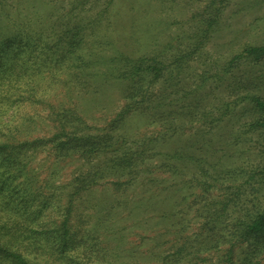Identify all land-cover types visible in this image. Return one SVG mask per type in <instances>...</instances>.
Segmentation results:
<instances>
[{
  "label": "trees",
  "instance_id": "obj_1",
  "mask_svg": "<svg viewBox=\"0 0 264 264\" xmlns=\"http://www.w3.org/2000/svg\"><path fill=\"white\" fill-rule=\"evenodd\" d=\"M112 1L91 13L93 8H82L88 0H0V264H118V250L133 255L138 245L126 248L123 240L103 244L98 223L86 219L78 228L69 223L76 196L102 181L118 191L138 187L128 213L136 225L160 224V218L144 212L170 202L175 191L198 200L155 229L156 235L151 236L153 230L142 233L153 240L139 255L146 264H264V45L244 46L212 73L193 75L191 61L227 0H209L213 16L186 48L171 52L166 44L150 55L108 48L106 35L94 37V26ZM100 43L104 46L97 48ZM107 80L126 84L125 104L103 132L94 133L65 100L81 87ZM54 88H63L67 98L58 108L51 101ZM38 106L54 116L46 137L26 133ZM130 113L148 116L163 140L160 134L132 141L116 134ZM174 136L185 140L173 149L153 145ZM248 150L259 156L257 163L231 161L233 153ZM42 151L61 159L106 157L101 167L77 174L71 187H62L68 207L59 216L51 211L42 218L52 201L39 199L33 188L30 162ZM197 161L199 177L182 175L177 182L175 172ZM257 175L262 185L247 193L242 179L249 182ZM223 178L234 183L233 193L220 186ZM217 182L222 192L211 196ZM16 191L24 193L20 202ZM160 193L165 198L157 199ZM187 210H193L191 226ZM118 221L108 234L122 237L125 226L116 229Z\"/></svg>",
  "mask_w": 264,
  "mask_h": 264
},
{
  "label": "rangeland",
  "instance_id": "obj_2",
  "mask_svg": "<svg viewBox=\"0 0 264 264\" xmlns=\"http://www.w3.org/2000/svg\"><path fill=\"white\" fill-rule=\"evenodd\" d=\"M68 1L66 0V2ZM104 1L88 0L85 6L82 7L83 12L92 8L91 13L100 10L103 8ZM66 2L63 4L65 5ZM208 2L209 0H113L104 14L105 18L95 24L94 37L104 34L108 38V48H117L133 54L150 55L156 53L158 49L166 44L171 52L177 51L180 48H186L201 35V28L204 27L205 21L212 17L214 13L213 6L212 8L207 6ZM203 39L202 48L191 61L192 69H190L193 75L202 71L206 72V70L212 73L211 71L217 70L244 46L264 45V0H227L213 29L209 32L208 37ZM101 45L103 44L100 43L97 48ZM108 48L106 50L109 53L111 51ZM125 89L126 84L119 80L92 83L87 89L82 87L81 90L78 89L80 93H74L68 101L65 100L67 98L63 88H54L51 90L54 92L51 101L55 103V108H58V103L65 100L68 105L75 108L76 113L85 121L86 129L94 133H101L108 126L109 120L114 118L125 104ZM217 92L218 90L215 94ZM32 113L35 114V122L30 125V129L26 133L31 137L40 135L46 137L47 132L50 133L49 119L54 116L50 117L48 115L49 111L43 106H38L36 111L34 110ZM160 131V127L152 123L148 116L142 113H130L117 129L116 134L132 141L142 136L159 135ZM194 132V129H192V136H195ZM158 137L159 140H163L161 134ZM168 140L169 142L160 143L154 141L153 145L173 149L177 144L183 142L185 137L174 136L167 138ZM254 141L256 140L253 139L252 142ZM202 157L204 158V156ZM33 158L30 162L34 170L33 179L35 184L33 188L37 189L39 199L52 201V204L43 212L42 218H45V214H51V211H59V213L54 212L56 216H59L67 209L68 204L64 195L66 188L62 187H71L72 178L77 174L82 175L88 170L101 167L106 157L99 156L86 160L82 159L81 156H75V158L61 159L53 153L42 151L34 155ZM230 158H232L231 161H243L244 165H250L252 162L257 163L260 159L258 155L249 152V150L242 154L239 152L233 153ZM207 161L215 171H218L214 167L212 159L209 158ZM200 164L197 161L192 164L195 168L190 165L186 169L175 172L179 173L174 175L176 181L182 182V175L183 178L192 177L193 180H196L199 177L197 167H200ZM209 173H212L211 170H209ZM242 181L244 182L242 188L248 187L247 193H252L254 189L262 185V179L258 178V175L256 178L250 179L249 182L248 178H243ZM218 185L219 182L211 187L213 189L211 196L222 192L219 190L222 189L219 188L220 186L231 189L232 193L235 191L234 183L230 179L223 178L220 181V186ZM179 186L182 185L177 184L175 187ZM132 188L122 187L120 191L113 190L110 183L102 181L98 185L83 191L82 196L79 198L76 196L71 208V216H69V218L71 217L69 223L72 227L82 226L86 219L89 223H98L95 229L103 234L104 237L101 238L103 244L111 246L123 240L126 248L134 247V245L139 246L135 249L133 255L132 252H129L130 256L125 255L126 252L124 255H120L124 251L119 252L118 250L117 255L122 256L118 264H146L139 255L147 249V245H153V240L146 239L142 233L163 228L168 220H176L180 215V211L185 213L182 210L184 207H189L198 202L194 194L181 197L182 192L175 191L170 202H158L151 205V208L146 209L149 212H144L146 216L160 218V224L155 225L152 224L153 221H150L151 223L148 224L136 225L134 218L128 216L132 208L131 203L135 201L133 199H136V196L138 197V187ZM187 192L191 193L189 190ZM162 193L157 196V199L165 198ZM13 194L18 202L21 201L19 200L20 197L24 195L23 191H16ZM218 196L219 199L223 198V194ZM40 202L42 201H36L35 204L38 205ZM127 202H129V208L126 210L125 204ZM171 206H175L172 207L173 211ZM18 207H20L19 204ZM134 209L136 211L137 207H134ZM171 211L172 213L168 215ZM187 212V219L190 220L191 226L193 224V210H187ZM140 215H137V217H140ZM116 219H120L117 226L114 225L116 229L125 226L122 237L116 234H108V227L112 226ZM154 235H156V231L151 236ZM213 254L216 255L217 252L213 251Z\"/></svg>",
  "mask_w": 264,
  "mask_h": 264
}]
</instances>
